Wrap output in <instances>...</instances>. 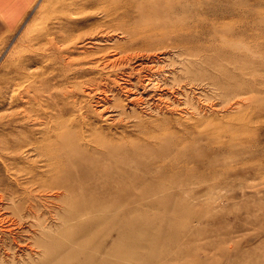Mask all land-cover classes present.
Listing matches in <instances>:
<instances>
[{
    "label": "rangeland",
    "instance_id": "obj_1",
    "mask_svg": "<svg viewBox=\"0 0 264 264\" xmlns=\"http://www.w3.org/2000/svg\"><path fill=\"white\" fill-rule=\"evenodd\" d=\"M70 4L0 0V264L37 260L40 221L52 231L64 217H93L32 181L45 170L40 153L57 147L44 140L51 118L30 116L31 105L19 98L26 85L14 86L17 58L30 52L27 35L62 21L73 32V58L95 80L80 86L72 75L57 77L42 98L48 115L67 108L61 121L76 115L95 129L96 140L80 143L70 158L80 159L78 174L128 170L119 186L131 200L109 206L116 217H143L157 229L203 217L192 223L202 230L199 240L225 238L203 262L264 264V0H106L77 14L66 12Z\"/></svg>",
    "mask_w": 264,
    "mask_h": 264
},
{
    "label": "bare ground",
    "instance_id": "obj_2",
    "mask_svg": "<svg viewBox=\"0 0 264 264\" xmlns=\"http://www.w3.org/2000/svg\"><path fill=\"white\" fill-rule=\"evenodd\" d=\"M5 1L8 3L15 2V0ZM26 1L31 3V5L34 2H38V0ZM104 1L106 0H71L70 6L64 8L69 14H77L90 6H95L99 9ZM128 2L130 3V1ZM49 18L51 19V17ZM65 22L62 21L57 30L52 27L55 26L54 24L50 26V23H47L44 28L34 35H27V44L24 45L27 46L30 52L23 53L17 58L14 70L16 74L14 86L26 85L25 91L19 92V98L24 99L23 101L29 104V106L31 105V107L28 106L31 108L30 116H34L35 119H39L42 116L48 119L51 118L49 120L51 126L45 132L44 140L47 141V149L53 146L57 147L50 154L49 152L44 153L45 155L40 153L45 157V170H42V173L39 175H32L33 180H31L36 181L42 186L58 189V192H55V197L61 198L64 195L66 198L68 197L67 200L66 198L63 200L65 205L69 203L68 207L73 206L77 211H81V214L82 211L88 210L93 214V217L89 221L84 220L80 216L64 217L62 222L52 231H45V227L40 221L38 223L40 235L38 238H34V244L37 248V256H35L37 260L31 264H227V262L217 260L202 261L204 258L208 259L211 256L210 253L216 247L222 249V243H225L224 236L219 242L209 236L206 237V241L197 238L202 230L200 227L192 226V223L196 221L201 224L203 217H184L185 223L183 226L177 227L178 223H176L168 224L166 227L158 229L155 225L146 227L147 224L140 223L139 219L143 217H128L127 215L116 217L115 213L111 212L109 206H112L118 200H128L129 202L131 198L128 194V187L122 188L119 186L121 181L131 178L129 177L130 172L128 170L111 176L103 173L100 169H91L89 167L84 175L78 174L83 165L80 159L75 160L70 158L75 156L73 153H75L76 148L83 141L93 143L95 138L93 139L92 137L95 129L91 127V121H89L90 123L87 120L81 121L79 120L80 117L78 118L73 113V116L70 118L71 121L67 124L65 121H61L60 118L63 114L68 112L67 108L60 110L55 115H48L47 108L45 109L44 106L50 107V101L42 98V94L45 95L47 93L50 95L57 77H60L62 81H66L70 78L69 75H72L76 81L74 84L77 83L80 86L95 80V77H87L89 72L86 69L87 67L83 65V59L76 60L73 58L74 56L72 55L75 50L71 49V47L74 46V39L69 38L73 35V32L63 30ZM95 37L93 38L96 39ZM38 43H42L44 47H41V44ZM87 53L89 54V52ZM40 56H48L49 58L45 63L43 62L40 65L39 69L29 71V66L33 62H36ZM60 71L63 72L60 73ZM80 78H84V80ZM78 79L81 81H77ZM151 81L153 82V80ZM14 92L16 93V89ZM136 100L142 101L139 97L135 100L131 98L133 104ZM120 114H124V110ZM143 129L145 128L143 127ZM61 136H68V139L62 141V144L58 146L56 141ZM99 136H102L100 138L103 140L104 136L102 132ZM105 148L110 149L107 145ZM40 149L42 150L43 148L40 147ZM108 150L105 151L107 152ZM72 167L76 168V170ZM95 174H98L99 178ZM104 175H108V177H104ZM103 178H107V181L106 183L104 182L103 186H100L99 182H96V179L103 180ZM167 181L172 182V179ZM130 183L132 184L133 181L130 180ZM102 187H106V190L101 192L100 188ZM77 188L82 191L78 195L75 194ZM118 189L120 190L118 191ZM142 199L146 200V196L142 197ZM184 208L182 207V209ZM182 211L184 212V210ZM79 213L76 212V215L78 216ZM72 227H76L77 229L72 230ZM191 253L195 257L198 256L199 259H193L192 261L187 259Z\"/></svg>",
    "mask_w": 264,
    "mask_h": 264
}]
</instances>
